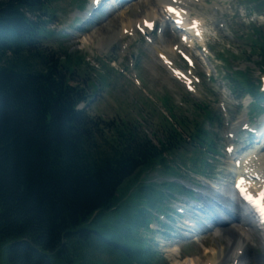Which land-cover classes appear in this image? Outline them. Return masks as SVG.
Listing matches in <instances>:
<instances>
[{"label": "trees", "instance_id": "1", "mask_svg": "<svg viewBox=\"0 0 264 264\" xmlns=\"http://www.w3.org/2000/svg\"><path fill=\"white\" fill-rule=\"evenodd\" d=\"M55 1L0 0V264H155L143 200L154 207L167 195L144 176L160 165L183 177L178 158L212 139L172 108L175 123L160 130L143 114L79 109L94 94L48 26ZM250 43L264 71V34ZM230 76L239 95L262 99L251 70Z\"/></svg>", "mask_w": 264, "mask_h": 264}, {"label": "rangeland", "instance_id": "2", "mask_svg": "<svg viewBox=\"0 0 264 264\" xmlns=\"http://www.w3.org/2000/svg\"><path fill=\"white\" fill-rule=\"evenodd\" d=\"M87 1L56 0L52 6H55L58 12H55L53 22L51 20L49 24L52 31L55 32L54 29L57 28V31L67 33L64 25L71 22L77 12V7ZM138 1L134 5L126 4L119 12H115L110 17L100 12L82 32L76 33L75 27L72 28L73 34L70 36L66 34L58 36L55 32V40L68 46L70 54L74 56L75 60L81 59L78 79L87 85L92 84L93 93L101 96L91 104L89 112L93 115L120 117L143 114L160 130L175 123L174 119L170 117L169 120L159 112L160 105L162 107L164 102L173 107L178 106L177 111L180 117L186 120L189 125L192 124L191 118L204 120L201 115L202 108L195 103L210 105L217 110H222L226 116L225 123L223 122L221 125L217 121L214 125L220 138L219 142L216 139L218 153L213 150L205 152L206 148L198 149L196 152L189 151L184 154L183 159L178 158L176 164L184 176L189 173L197 180L205 179L203 174L212 176V179L207 178L208 180H206L218 183H215L214 190L216 192L226 191L225 187H228L232 181V175L230 173L231 160L222 152V144L225 143L223 138L229 131L235 129L234 125L238 122L239 116L252 101L251 97H245L243 101L238 99L236 81L231 76L227 78V74L231 70L249 69L254 78L259 75V68L256 64L258 57L253 55L250 41L254 37L253 25L257 27L256 30L264 33V0L186 2L190 16L198 15L203 20L202 34L204 44L207 46V48H197L199 45L197 39L192 32L188 31V50L194 55L196 63L190 72L198 77L196 79L198 89L195 93L191 92L192 95L188 94V90L182 83L171 76L161 62L158 63V51L166 50L178 64L184 65L183 61L178 60L181 59L179 55L177 56L172 49L175 44H180V37L174 35L166 27L161 38L154 37L153 44L145 42L140 34L123 35L124 26L128 24L125 29H129V25L133 24L132 21L140 20L144 14L153 12L155 19L158 20L164 16L162 6L157 0ZM114 33L118 36L121 33L123 36L122 38L117 37L116 41L111 42L109 36ZM123 47L127 50L122 49ZM132 55H134L135 63L131 59ZM209 76L212 77L211 80L208 79ZM95 87L98 89L94 90ZM193 96L200 99H195ZM223 105L226 111L222 109ZM79 107L86 108V104H81ZM199 168V171L193 170ZM204 168H206L205 173L201 172V169ZM156 171H151L144 176L147 183L153 181L160 183L165 178L179 177L166 174L161 167H158ZM121 188L127 190L128 187L123 185ZM165 201V204L170 203V199ZM224 205L233 206V203L228 200L224 202ZM215 208L218 209V212L221 211L220 207ZM210 211L212 212L211 209ZM152 212L157 213L154 210ZM235 214L237 215V213ZM161 215L162 218H165L164 214ZM222 217L228 218L225 213L222 214ZM232 224L226 223L224 227L229 228V225ZM151 227L156 232L142 230V237L153 246V249L158 248L160 251L161 256L156 259L155 264H174L175 258L183 261L192 259L194 264H207V261L212 262V259L218 258L216 250L219 249V243L229 242L226 234L220 240L216 238L214 231L204 232L200 224L193 222H189L188 225L181 222L175 231H169V237L161 234V230L164 228L157 219L153 220ZM225 238L226 240L222 241ZM257 248L261 250L259 242H257ZM228 250L229 248H227ZM234 250L235 248L232 250V254ZM173 251L176 254H173ZM1 264L6 263L3 260Z\"/></svg>", "mask_w": 264, "mask_h": 264}, {"label": "bare ground", "instance_id": "3", "mask_svg": "<svg viewBox=\"0 0 264 264\" xmlns=\"http://www.w3.org/2000/svg\"><path fill=\"white\" fill-rule=\"evenodd\" d=\"M163 2H165V0H163ZM183 7L186 8V6H184V5H183ZM183 15H184V17H183ZM147 16H148V19H150V18L155 19L153 12L147 13ZM181 18L183 19V24L185 27H187L190 24L191 20H193V18H190L188 14H182ZM195 18L200 21L201 25L197 21L198 24L196 25L195 29L186 28L189 31L192 30V32L194 34H195V32L201 31L203 28V21L199 18V16H196ZM117 37H119L118 34L114 33L111 36H109V39L112 42L114 40H117ZM108 43H110V42H108ZM260 157H262L263 159ZM244 158H247L248 160H246L244 162H240V164H237L239 167L236 170V177H237V180H239L241 177H243L246 181H248L250 183V181L247 180V178L245 176L246 172H249L250 174L255 173V171H251L249 169V166H253V165L256 166L255 164L263 165L264 154L259 153V152H255V151H249V152H247V154L245 155ZM260 159H262V160L260 161ZM262 176H264V172L262 173ZM263 181H264V179H263ZM260 185H261V187H264V183L261 182ZM237 216L238 215H236L234 213L233 216L231 217L230 221L232 223L235 222L236 221L235 217H237ZM226 223H229V220H226L223 223V226H221L222 228H220V231L218 230V232H219L220 238L226 234V236H228L229 242L228 243H219V249L216 250V254H218V258L214 259L215 261H218V262H219V260H221L224 257V254L231 253L234 248H235V250L233 251V254L236 252L237 249L242 248V247H245L247 249L248 253H251L253 251V246H252L251 242H253V240L255 239V235H254V232L252 231V229L249 228V225H247L246 223H243V224H241V223H235L234 224L233 223L232 225H229V228H225L224 225ZM245 227L249 228L250 233L244 229ZM262 243L264 244V238H262ZM234 244H236V245L234 246ZM227 248H229L228 251H227ZM176 250L177 249L175 248V251ZM173 254H176V253L173 251ZM174 264H194V261L192 259H190V260L186 259L183 261V260H179V259L175 258ZM209 264H213V261L209 262Z\"/></svg>", "mask_w": 264, "mask_h": 264}]
</instances>
